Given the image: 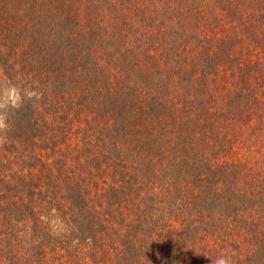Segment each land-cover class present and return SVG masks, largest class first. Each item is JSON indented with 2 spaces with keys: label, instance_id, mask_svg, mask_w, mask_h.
<instances>
[{
  "label": "trees",
  "instance_id": "1",
  "mask_svg": "<svg viewBox=\"0 0 264 264\" xmlns=\"http://www.w3.org/2000/svg\"><path fill=\"white\" fill-rule=\"evenodd\" d=\"M222 253L264 264V0H0V264Z\"/></svg>",
  "mask_w": 264,
  "mask_h": 264
},
{
  "label": "clouds",
  "instance_id": "2",
  "mask_svg": "<svg viewBox=\"0 0 264 264\" xmlns=\"http://www.w3.org/2000/svg\"><path fill=\"white\" fill-rule=\"evenodd\" d=\"M211 264H234L232 256L222 253L215 259L210 260Z\"/></svg>",
  "mask_w": 264,
  "mask_h": 264
},
{
  "label": "rangeland",
  "instance_id": "3",
  "mask_svg": "<svg viewBox=\"0 0 264 264\" xmlns=\"http://www.w3.org/2000/svg\"><path fill=\"white\" fill-rule=\"evenodd\" d=\"M181 173H183V170H182V172ZM119 222V221H118ZM200 261V260H199ZM202 264H206V263H204V262H202V261H200ZM182 264V263H181ZM207 264H209V263H207Z\"/></svg>",
  "mask_w": 264,
  "mask_h": 264
}]
</instances>
